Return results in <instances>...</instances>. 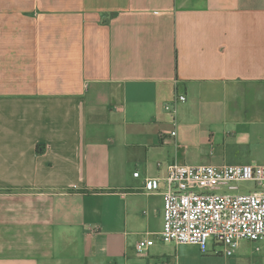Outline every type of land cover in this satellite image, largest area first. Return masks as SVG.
Segmentation results:
<instances>
[{
  "label": "crops",
  "instance_id": "1",
  "mask_svg": "<svg viewBox=\"0 0 264 264\" xmlns=\"http://www.w3.org/2000/svg\"><path fill=\"white\" fill-rule=\"evenodd\" d=\"M173 163L264 165V0H0V264L215 258L161 239Z\"/></svg>",
  "mask_w": 264,
  "mask_h": 264
},
{
  "label": "built area",
  "instance_id": "2",
  "mask_svg": "<svg viewBox=\"0 0 264 264\" xmlns=\"http://www.w3.org/2000/svg\"><path fill=\"white\" fill-rule=\"evenodd\" d=\"M173 104L165 109L175 112ZM247 181L258 189L231 192ZM156 187L154 179L145 183L148 191ZM162 194L164 242L196 244L204 251L213 241L223 246V255L230 256L241 240L264 241V165L173 163L167 168ZM144 242L137 244L139 250Z\"/></svg>",
  "mask_w": 264,
  "mask_h": 264
},
{
  "label": "rangeland",
  "instance_id": "3",
  "mask_svg": "<svg viewBox=\"0 0 264 264\" xmlns=\"http://www.w3.org/2000/svg\"><path fill=\"white\" fill-rule=\"evenodd\" d=\"M254 183L247 181L238 184V189L231 192H248L252 191ZM229 191V190H226ZM244 242L242 247L238 248L236 253L225 256L223 255V246L216 244L213 253L211 251H202L207 255H213L215 258H199L195 261V264H264V249L259 247V243L256 241L241 240ZM260 241V240H257ZM242 242V243H243ZM254 243L256 245H254ZM203 259V260H202Z\"/></svg>",
  "mask_w": 264,
  "mask_h": 264
}]
</instances>
